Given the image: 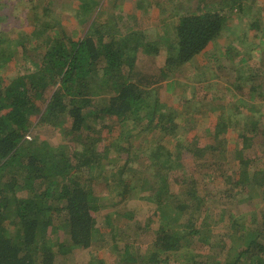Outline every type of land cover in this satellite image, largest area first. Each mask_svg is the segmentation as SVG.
Instances as JSON below:
<instances>
[{
	"label": "trees",
	"instance_id": "trees-1",
	"mask_svg": "<svg viewBox=\"0 0 264 264\" xmlns=\"http://www.w3.org/2000/svg\"><path fill=\"white\" fill-rule=\"evenodd\" d=\"M184 1L192 9L171 8L172 28L158 29L150 34L151 39L143 28L127 26L132 29L122 31L121 9L113 11L111 20L99 21L95 11H101L100 0L92 14L88 13L90 3L75 9L77 21L84 25L80 36L59 30V16L52 11L54 0L42 12L41 4L33 8L31 33L20 31L22 28L0 29V71L12 62L17 66L9 80L0 75V264H55L56 252L75 251H88L89 257H80V264H122L128 254L124 255L125 246L119 242V226L106 225L104 231L97 221L107 209L137 196L155 205L145 224L154 241L146 256L140 255V264H171L166 253H173L175 263L181 264H264V211L260 222L254 220L255 213H249L244 223L241 218H229L228 231L222 233L214 232L217 222L210 221L214 217L212 201L224 204V199L264 198V149L256 148L263 153V162L254 172L251 163L258 161L245 156L254 145L264 147L261 106L244 102L247 113L235 104L227 109L210 107L214 111L220 108L221 113L215 127L207 131L210 140L201 143L199 135L189 136L194 126L190 125L195 123L192 114H205L201 104L206 102L196 101L194 90L191 97L182 92L183 108L178 111L162 101L159 93L161 84L172 80L186 64L197 63L200 54L208 53L221 32L229 29L230 18L241 20L243 12L249 17L238 39L247 38L248 25L263 36L255 35L263 48L256 49L258 45L248 41L240 47V52L250 47L244 56L235 51L233 57L230 49L222 55L235 67L252 50L264 51L260 18L264 7L250 12L254 4L264 6V0ZM161 54L165 56L163 67L152 72L139 69V58ZM257 58L259 68L251 67L240 76L251 82L247 98L259 96L264 106V87L259 80L264 78V54ZM192 77L199 83L210 79L202 68ZM213 88L211 85L210 90ZM236 94H244V87L238 85ZM212 95L208 102L217 96ZM34 118L60 128L64 142L51 145L30 133ZM116 127L118 136L102 145ZM229 130L237 131L233 146L239 165L225 170ZM132 138H140V142L136 145ZM196 174H200L198 178ZM213 177L223 179L218 189L210 184ZM62 228L67 237L52 238ZM248 230L250 237L245 235ZM109 233L112 241L106 242ZM247 238L235 256H225V240L232 239L230 245H234ZM195 240L207 246L205 251L194 252ZM95 244H106L103 249L113 251L117 259L110 262L106 255L94 256Z\"/></svg>",
	"mask_w": 264,
	"mask_h": 264
},
{
	"label": "rangeland",
	"instance_id": "rangeland-1",
	"mask_svg": "<svg viewBox=\"0 0 264 264\" xmlns=\"http://www.w3.org/2000/svg\"><path fill=\"white\" fill-rule=\"evenodd\" d=\"M50 1L51 0H0V29L3 28L4 30H9L14 28H22L19 30L23 32L25 30L27 33H31L34 28L32 14L33 8H35V6H38V4H41L42 8H40V12H42L45 5L51 4ZM163 1L164 2H162V0H100V4L102 3V6L100 7L101 11L99 12L98 9L95 12L99 13L98 20L104 23L112 19L113 11L118 12L121 9V11H123L124 13L123 23L120 21L119 23L123 28L120 25L119 28L122 31H127L128 29L132 28L140 31V28H143L149 34V38L151 39V35H153V33L158 29L160 30V32H162L164 30L163 27H171V21L174 17V13L169 14L171 8L172 11L180 9L184 12H188L192 9V6H190V4L185 2L184 0ZM54 2V5L51 4L52 11L56 16H59V19L56 22V25L59 26V30H67L68 32L75 34L76 36L83 35L84 25H81L79 20L77 21L75 17V11L78 10L77 8L82 4L90 3L92 5V8L88 13L92 14L95 5L97 4V0H54ZM140 2L142 3L141 6ZM251 3H253V0H251ZM259 7L264 6L261 4H254L250 12L257 13ZM242 15V19L238 20L239 22L235 21L236 19H234V17L230 18L228 22L229 29H227L230 31L227 32L226 29L225 31H222L215 44L209 46V52L199 55V57L197 58V63L193 62L191 64H186L185 67L176 72L172 80L167 81L159 86V93L162 101L164 100L166 103H168L169 106L175 108L178 111H181L183 108V100L181 98L182 92H185L186 95L191 97V94L194 90L196 101L206 102L201 104L202 109L205 110V114H192V116L195 117V123L190 125L191 127L193 125L194 126L193 129L190 128L191 132L189 136L192 138L194 134L196 136L199 135V140L201 143H205V140H210L208 137L209 133L207 135V131L209 129L212 130L213 126L215 127L218 115L221 113L220 108L219 110L214 111L212 109H209L210 107L213 108V106H216L218 108L219 106H223L227 109L229 107H233V105L235 104L236 107H240L241 111L247 113V108L242 104H244V102H255L257 103V105L261 106L258 113L264 111V106H262L263 100L261 97L257 96L255 99L247 98V95H249L248 93L251 88V86L248 85H251V82L247 83L246 79H242L240 76L242 72L247 71L251 67H253L255 70L259 68L261 60L257 58V55L264 54V51L261 49L262 51L258 53V51L253 52L252 50L249 54L243 57V61L239 62V64L235 65V67H232L233 64L229 61V59L222 55L227 49L231 50L232 56L237 54L235 53V51L239 53L241 50L240 47H245L248 41L253 42V46L258 45L256 49L260 50V46H262L263 48L262 42L258 44V41H256V39L258 38L255 36L257 35L256 31L259 32V30H252L253 27H250L248 25L247 38L245 37L246 39H238V35L240 34L241 30L245 29L244 27L246 26L245 21L247 19V16L249 17L247 12H243ZM260 18L262 19V26L264 27V10H262ZM1 22L8 28L4 27ZM127 26L132 28H129ZM23 27L26 29H24ZM18 31L16 33H18ZM257 36H259V39L263 38V36L261 37V35ZM249 48L250 47H246L245 51L240 52L238 56H244ZM164 59V54L148 58L141 57L138 59V65L141 64L139 66V69H141L142 72L148 70V68H150V72H152V70L154 69L158 70L159 68L163 67L162 65ZM7 65L8 66L2 67L0 71L1 77L6 81L14 75L13 73H15V68H17L15 62ZM206 65H209V68L206 67ZM243 66L246 67L243 68ZM200 68L205 71L207 70V75L210 77V79H206L203 83L196 82V80H194L195 77H192L195 74V71H198ZM245 77H247V73L245 74ZM259 80L264 87V78H260ZM211 85L214 87L212 90H210ZM238 85L244 87V94H236ZM192 86H194V88H192ZM228 88L231 89L229 93H227ZM221 90L224 91L226 95L222 94ZM212 93L217 94V96L213 99L212 102H208L212 99ZM253 106L256 108V104ZM242 120L244 121V118H242ZM32 121L33 126L30 129V133L32 132V134L39 135L40 139L47 140L51 145H57L64 142L65 135H63L60 128L54 126L51 123H48L46 125L40 124L38 122V118H34ZM179 121L180 123H183L182 121H184V118L182 120L179 119ZM110 124L115 125L116 122H111ZM236 132L229 130L227 134V138L228 140H231L232 144L230 143L229 151L225 153V159L223 161V167L225 170L238 168L239 165L238 159L234 158V150L237 148H234L233 146L234 141H237L235 134ZM134 133L136 132L134 131ZM118 134L119 127L113 128L108 137H106L101 144H109L118 136ZM84 135L86 134L84 133ZM132 141L137 145L140 142V138H132ZM76 146H78L79 148L81 147L79 142H77ZM259 147L261 149H264V147L257 144L252 146L245 152V156L251 158L252 160L258 161L256 163H251L250 170L253 172L263 162V153H257L256 150V148ZM203 168H201V171L205 170ZM199 175L200 174H196L195 177L198 178ZM221 183H223V179H219L218 177H213L210 182L212 186H215V189H218V186ZM101 189L102 188H99V190ZM103 191H101L100 193H102ZM233 192L236 191L233 190ZM102 194H104V192ZM236 195L237 198L240 197V194ZM223 203L224 204L214 203V201H212L210 204L211 209L214 211V217H212L210 221L217 222L213 225L215 230L214 232H227L228 229L226 226L228 225L227 222H229V218H233L234 220L241 218V223H244L249 216V213L250 215L255 213V221L260 222L262 219V212L264 211L263 197H256L254 195L253 198L245 202H239L237 201V199H224ZM221 205L227 208L225 210H222L223 206L221 207ZM154 207L155 205L153 204V201L141 199L139 196H137L127 199L120 206H115L111 210L107 209L104 214L99 215L97 221L98 226H102V228H104V231L106 229L104 226L106 225H108V227H110V225L112 224L119 226V242L122 247L125 246V248H122L124 251V255L128 254V259L126 258L127 260H123L122 264H140V255L146 256V250L151 247L152 240L154 241V234L150 231L145 230V224L149 220V218H152L150 216L155 210ZM109 212L112 213L109 217H106ZM202 214V217H204L205 211H203ZM62 221V226H64V224L66 223L64 219H62ZM64 231V228H62L59 233L53 235L52 238H66L67 236L64 235ZM245 235H248V237H250L252 235V232L248 230ZM111 237V233L107 234L106 242H111ZM225 241L226 248H224V254L227 257H231L235 256L240 248L244 246L243 244H246L248 242V238L246 240L241 239L240 241H236L234 245H230L232 239H228ZM193 244L194 247H196L193 248L194 252L205 251V248L207 247L205 246L204 248L201 245L200 241L196 243V240ZM105 245L106 244H95V246L93 247L94 256L105 258L106 255L107 260L110 262H112V260L114 261V258L117 259V256L114 253H111L113 251H109L108 248L103 249ZM217 249L220 248H216V250ZM56 255L57 256L55 259V264H80L78 262L80 257H82L84 260H87V258L89 257L88 251H75V254L74 252H70L67 254L56 252ZM165 256H168V258L171 259V264H181L179 262L175 263L173 253H166Z\"/></svg>",
	"mask_w": 264,
	"mask_h": 264
}]
</instances>
